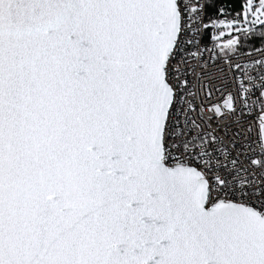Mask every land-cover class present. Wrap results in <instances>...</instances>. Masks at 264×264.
Instances as JSON below:
<instances>
[{
    "label": "snow or ice",
    "instance_id": "snow-or-ice-1",
    "mask_svg": "<svg viewBox=\"0 0 264 264\" xmlns=\"http://www.w3.org/2000/svg\"><path fill=\"white\" fill-rule=\"evenodd\" d=\"M0 264H264V0H0Z\"/></svg>",
    "mask_w": 264,
    "mask_h": 264
}]
</instances>
